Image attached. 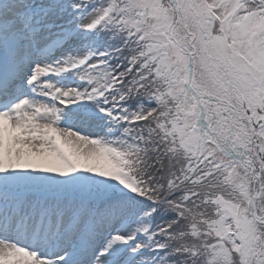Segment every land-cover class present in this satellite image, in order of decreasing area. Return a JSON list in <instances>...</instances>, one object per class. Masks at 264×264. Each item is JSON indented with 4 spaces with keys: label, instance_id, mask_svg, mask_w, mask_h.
Wrapping results in <instances>:
<instances>
[{
    "label": "snow or ice",
    "instance_id": "1",
    "mask_svg": "<svg viewBox=\"0 0 264 264\" xmlns=\"http://www.w3.org/2000/svg\"><path fill=\"white\" fill-rule=\"evenodd\" d=\"M0 264H264V0H0Z\"/></svg>",
    "mask_w": 264,
    "mask_h": 264
}]
</instances>
